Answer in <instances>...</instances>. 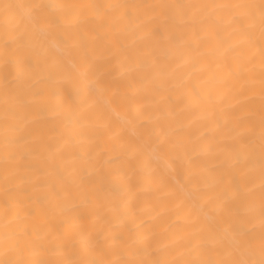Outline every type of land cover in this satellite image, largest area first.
<instances>
[{"label":"snow or ice","instance_id":"6c2138e0","mask_svg":"<svg viewBox=\"0 0 264 264\" xmlns=\"http://www.w3.org/2000/svg\"><path fill=\"white\" fill-rule=\"evenodd\" d=\"M130 7L143 11L130 17ZM0 18V67L5 81L0 125L5 144L0 173L5 196L0 204V264H264V0L141 6L0 0ZM156 23L180 30L187 37L182 41L187 48L214 45L222 49L218 67L223 77L218 83L230 92L232 82L243 81L233 98L249 113L258 75V154L244 145L239 134H230L227 116L222 125L214 112L211 117L205 113L208 132L195 139L181 137L179 129L169 133L159 126L149 127L140 122L143 113L133 112L132 98L119 85H105L96 76V63L104 57L82 35L85 25L104 29L122 24L135 42L152 40ZM97 39L94 30L91 40ZM52 50L62 55H51ZM77 51L81 53L78 60L73 58ZM149 57L151 71L142 84L165 75L148 47L142 50L137 68L146 66ZM257 64L258 74L252 70ZM85 80L89 84L81 92L75 86ZM65 84L75 90L62 97ZM109 93L105 104L98 105L97 96ZM224 98L211 92L194 93L193 105L181 110L213 108ZM179 102L184 103L182 98ZM45 103L52 105L54 117L70 113L74 130L54 128L46 140L26 131ZM171 103V95L159 92L150 101L158 110ZM121 106L123 116L116 111ZM17 111L24 113L23 123L18 122ZM124 124L140 131L125 140ZM101 133L120 144V153L112 160L104 159L105 146L96 142ZM147 146L153 155L146 154ZM36 147L48 154L42 167L25 163L36 158ZM162 156L179 162L184 176L179 193L188 209L183 237L167 250L155 245L154 230H143L144 216L151 215L155 206L141 201L145 191H154L156 203L162 206L166 201L161 193L175 196V189L168 191L167 177L159 171ZM117 161L120 168L99 170L101 180L111 186L112 198L102 197L103 184L91 187L81 169ZM29 187L43 194L30 197ZM84 222L90 227L84 228Z\"/></svg>","mask_w":264,"mask_h":264},{"label":"bare ground","instance_id":"6f19581e","mask_svg":"<svg viewBox=\"0 0 264 264\" xmlns=\"http://www.w3.org/2000/svg\"><path fill=\"white\" fill-rule=\"evenodd\" d=\"M10 3H31L33 0H7ZM65 3H92V4H108L120 3L126 5L141 6L145 4L155 3H192V4H209V3H234L246 2V0H62ZM258 2V0H256ZM130 17L136 16L143 11L142 8H128ZM96 31L99 39L94 42L91 40V33ZM153 30L156 36L150 41H141L133 39L131 32L122 24H117L114 27L104 29H97L96 25H85L82 30V35L88 39L90 45L94 44L97 55L104 57L96 63L95 73L105 85H119L121 92L126 93L132 98L133 112H142L140 118L141 123L147 124L149 127L159 126L164 131L173 133L177 129L180 131L181 137L191 136L193 139L199 137L202 133L208 132V117L215 113V118L219 119L223 125L225 116L229 121L228 131L231 135L239 134L244 145H250L259 153L260 147V97L258 75L257 83L255 85L256 92L253 94L254 105L252 113H249L245 108H242L237 100L233 97L238 96L243 86V81L232 82L231 91L226 90L218 83L223 77V73L218 67L222 63L221 55L223 50L217 49L214 45L201 47L199 49L187 48L183 45L184 37L180 30L169 26L165 29L160 23L153 25ZM3 32V20L0 18V34ZM105 34L107 39H105ZM256 39L259 40V33H256ZM176 42V47L171 43ZM38 47V46H37ZM145 47L151 49L153 56L159 61V67L164 72L162 78H156L151 82L141 83L145 81L146 76L151 71V58L147 59L146 66L137 68V60ZM111 52L112 55H107ZM51 55H62L61 52L52 50ZM81 53L79 51L73 53V58H79ZM33 66L35 67V56L32 57ZM2 64V59H0ZM255 73H259V65H255L252 69ZM215 78V79H213ZM89 84L88 80L81 81L75 87L79 88L81 92ZM4 70L0 67V125L3 123L4 115ZM142 89V90H141ZM72 85L65 84L61 96H65L74 91ZM140 90V91H138ZM159 92L164 95H171L172 103L156 109L150 105V101L155 94ZM211 92L214 96H224V102L213 108L201 107L193 111L181 110L185 105H193V94L199 93L201 95ZM109 96H97V103L103 106ZM183 99V104H180V99ZM243 99V97H241ZM52 105L45 103L43 111L38 118L30 125H27V130H32L38 136L45 140L48 133L56 128L74 130L73 116L70 113L62 112L58 116H53L50 108ZM116 111L123 116L125 114L124 107H117ZM173 113L169 116L168 113ZM115 119V115L113 116ZM25 117L24 113L17 111V120L23 123ZM94 119V117H93ZM237 125H241L237 127ZM123 137L125 140L131 138V134L135 130L131 125L124 124ZM120 132L121 128L114 129ZM102 146H105V160H112L120 153V144L110 142L107 136L101 133L100 139L96 140ZM5 151V144L3 138L2 127H0V173L3 170V155ZM36 158L26 159L25 163L34 164L37 167H42L47 161V152L42 151L36 147ZM147 155H153L151 146L145 149ZM175 163V168L170 165ZM159 171L167 177L170 185L168 191L175 189V196L169 197L161 193V199L166 201L165 205H158L156 203V193L154 191H145L141 193L142 203H150L155 206V210L151 215H145L144 231L154 230L156 233L155 245H158L164 250H167L173 245L174 241H179L184 233L182 229L186 227V216L188 209L183 204V197L179 193V186L182 183L184 176L180 169L179 162L167 156H162L158 162ZM120 163L114 162L110 165L97 164L95 168L83 167L81 174L89 182L91 187H99L103 184L104 191L100 193L102 197L111 199V186L105 183L100 178V171L103 168L117 169L120 168ZM54 182V178H49ZM240 177H237L239 180ZM135 183V180L133 181ZM43 193L33 192L29 187L27 195L30 197L40 196ZM257 192V199H258ZM5 199L3 186L0 183V204ZM71 207V206H69ZM163 212L162 216H156L157 212ZM176 213H179L178 215ZM70 214H75L74 212ZM155 217V218H153ZM84 228L90 227L88 222H84ZM113 227L117 228L115 222ZM167 228V231H165ZM118 231V228H117ZM51 259H59L61 257L52 256Z\"/></svg>","mask_w":264,"mask_h":264}]
</instances>
